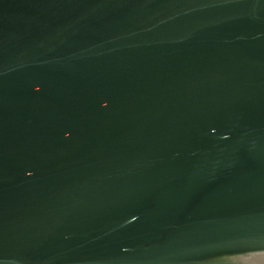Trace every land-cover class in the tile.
Wrapping results in <instances>:
<instances>
[{
    "label": "water",
    "instance_id": "water-1",
    "mask_svg": "<svg viewBox=\"0 0 264 264\" xmlns=\"http://www.w3.org/2000/svg\"><path fill=\"white\" fill-rule=\"evenodd\" d=\"M0 264H264V0H0Z\"/></svg>",
    "mask_w": 264,
    "mask_h": 264
}]
</instances>
